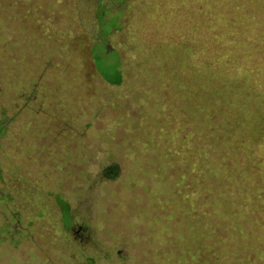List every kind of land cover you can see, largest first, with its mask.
<instances>
[{
    "label": "rangeland",
    "instance_id": "rangeland-1",
    "mask_svg": "<svg viewBox=\"0 0 264 264\" xmlns=\"http://www.w3.org/2000/svg\"><path fill=\"white\" fill-rule=\"evenodd\" d=\"M0 264H264V0H0Z\"/></svg>",
    "mask_w": 264,
    "mask_h": 264
},
{
    "label": "trees",
    "instance_id": "trees-1",
    "mask_svg": "<svg viewBox=\"0 0 264 264\" xmlns=\"http://www.w3.org/2000/svg\"><path fill=\"white\" fill-rule=\"evenodd\" d=\"M105 17H106L105 14L103 15V13L101 12V10L99 11L98 15L96 16V19L98 21L101 20V23H100V28L101 29H102V25H105V24L109 23V21H107L106 23L103 22ZM112 28L113 27H111V29ZM92 51L93 52L96 51V53H100L101 52V49L100 48L93 49ZM119 80H120V75H118V77H117V79L115 80L114 83H117L118 84L119 83ZM111 171H113V176H117V174H118V167L115 166V165L110 166L109 168H107L105 170V174L110 175L111 174ZM64 212H66V211H64Z\"/></svg>",
    "mask_w": 264,
    "mask_h": 264
}]
</instances>
